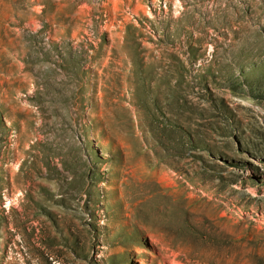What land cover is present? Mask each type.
<instances>
[{
	"label": "rangeland",
	"instance_id": "rangeland-1",
	"mask_svg": "<svg viewBox=\"0 0 264 264\" xmlns=\"http://www.w3.org/2000/svg\"><path fill=\"white\" fill-rule=\"evenodd\" d=\"M0 264H264V0H0Z\"/></svg>",
	"mask_w": 264,
	"mask_h": 264
}]
</instances>
